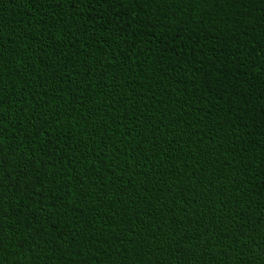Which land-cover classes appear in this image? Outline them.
Here are the masks:
<instances>
[{"label": "trees", "instance_id": "16d2710c", "mask_svg": "<svg viewBox=\"0 0 264 264\" xmlns=\"http://www.w3.org/2000/svg\"><path fill=\"white\" fill-rule=\"evenodd\" d=\"M0 264H264V0H0Z\"/></svg>", "mask_w": 264, "mask_h": 264}]
</instances>
